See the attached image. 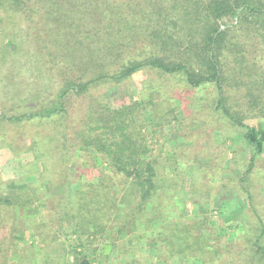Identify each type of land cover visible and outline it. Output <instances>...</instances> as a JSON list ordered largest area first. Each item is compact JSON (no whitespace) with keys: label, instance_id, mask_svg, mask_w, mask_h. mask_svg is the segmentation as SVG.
Returning a JSON list of instances; mask_svg holds the SVG:
<instances>
[{"label":"trees","instance_id":"trees-1","mask_svg":"<svg viewBox=\"0 0 264 264\" xmlns=\"http://www.w3.org/2000/svg\"><path fill=\"white\" fill-rule=\"evenodd\" d=\"M0 10L22 19L36 58L41 63L45 59L50 67L47 71L65 75L49 105L41 103L21 114L0 110V149L12 152L22 176L39 174L41 179L20 192H0V264H9L15 248L20 250V263L28 264L24 248L11 239L15 208L37 207L47 219L34 230L41 252L61 242L63 252L74 249L73 264H92L86 249L96 241L100 247H114V235L134 227L136 213L146 215L147 207L163 197L159 162L153 155L164 152L159 134L170 125L174 108L156 102L154 88L165 87L162 81L182 84L179 97L184 106L189 97L212 90L210 116L217 129L229 133L228 126L242 133L253 151L240 186L258 153L264 154V141L259 147L246 124L264 118V0H0ZM9 46L14 47L12 40ZM147 72L161 83L154 80L153 88L150 84L154 92L145 101L132 98L117 106L119 98L106 101L96 93L101 86L122 88ZM200 102L198 97L195 105ZM147 109L153 112L156 127L152 138L142 132V113ZM187 110L189 106L184 114ZM177 150L161 154L173 160ZM99 161L109 172L96 171ZM69 182L79 186L74 197L66 190ZM7 186L16 183L11 180ZM84 203L96 204L92 214H87ZM248 205L253 216L248 211L241 221L244 235L223 246L219 240L210 243L201 232L206 220L193 223L194 232L189 222L180 221L156 228L158 220L148 214L147 235L160 244L154 261L170 264L173 257L185 256L191 263L234 264L247 250L248 259L264 264V218L255 202ZM168 209L165 205L156 212L164 223L169 221ZM118 223L119 231L107 235ZM136 235V240L145 239ZM241 238L246 243L237 249ZM43 260L47 264L49 258Z\"/></svg>","mask_w":264,"mask_h":264},{"label":"rangeland","instance_id":"rangeland-1","mask_svg":"<svg viewBox=\"0 0 264 264\" xmlns=\"http://www.w3.org/2000/svg\"><path fill=\"white\" fill-rule=\"evenodd\" d=\"M1 18L3 22L0 24V110H7L5 112L9 114H21L27 112L30 107L36 109L41 103L43 106L49 105V100L55 97L61 89L65 75L57 72L49 73L47 70L50 67L46 64L45 59L43 63L39 62L29 40L27 27L19 16L10 11L0 10ZM11 40L14 42V47L9 46ZM2 60L5 61L2 63ZM154 80L158 81L157 75L150 72L142 73L131 79L122 88L101 86L97 88L96 93L101 94L106 101L119 98L117 106L129 104L132 98H140L145 101L154 92L153 89H149ZM162 85L165 87L154 88L157 92L155 93L156 102L159 106L163 103L173 107L174 114L169 116L171 118L170 125L163 128L159 134L163 140L162 148L164 149L162 150L164 152L158 150L159 152L155 151L153 155L159 162L157 174L160 180V193L163 196L159 199L161 206L159 201L154 202L153 207H147L146 215H144L145 213H136L134 227L131 226L121 234H115L119 231V223L114 228L110 227L107 235L115 234V238L111 240L114 247L106 244L103 248L100 247L101 243L96 241L91 249L84 251L92 264H154L157 262L154 261V257L158 254L160 244L159 241L156 242L157 244L153 243L147 235L144 220L149 218L148 214L155 216L158 220L154 223L156 228L173 221H180L182 223L189 222L191 224L189 227L193 228L194 232H197V229L194 228L197 226L193 223L206 220L207 227L203 228L201 232L209 238V242L212 244L215 240H219L220 246L226 243L234 244L232 242L235 240L234 238L239 239L244 235L241 221L247 219L249 212L253 216L248 202H255L257 212L264 218V154L258 153L255 166L246 177L245 184L240 186V179L248 169L253 151L242 133H238L228 126L225 129H229V133L217 129V124L213 121L214 117L210 116L211 103L214 102L212 90L199 93L195 99L189 97L184 104L189 106L190 110L184 114L185 106L181 103L183 97H179L182 84L175 80L172 82L168 80L162 81ZM153 86L156 84H153L152 88ZM198 97L202 99V102L195 105ZM3 105L6 109H3ZM142 114L144 119L141 122L143 124L142 132L148 138H152V132L156 129L153 127V112L147 109ZM246 124L253 129L254 139L260 147L264 141V118L249 120L246 121ZM180 128L182 129L180 130ZM13 133V131L10 132V135ZM222 143L225 144L223 147ZM175 147L178 150L173 160L167 159L161 154L169 153ZM218 157L220 162L213 168ZM23 158L27 161V156ZM29 160H32L31 157L28 158ZM99 162L101 165L96 171L106 170L109 172L107 165ZM180 163H185L187 166L181 167ZM70 174L73 176L74 169H71ZM213 176L215 179L210 182L209 179ZM11 180H14L16 186H7ZM195 180L197 182L194 186L191 185ZM40 181L39 174L28 178L22 176L12 152L7 148L0 149V192H20V190L34 186ZM78 189L79 186L74 182H69L66 187L68 195L71 197H74L75 191ZM174 195L177 196L176 199L172 198ZM40 197L43 198L42 192ZM165 205L169 207L166 215L169 216L167 223H164V220L156 215V212H162L165 209ZM85 206H87V214H92L94 211L92 208H95L96 204L88 203ZM36 208H15V212L11 211L16 229L11 239L24 248L29 259L26 258L28 264H45L43 257L46 256L49 258L47 264H73L74 249L69 247L67 253L63 252L61 242L43 252L40 251L41 245L34 230L38 223H45L47 219ZM4 215L11 216L6 213ZM11 224L12 222L9 223V226ZM2 231L4 232V230ZM8 232L6 230V233ZM135 234L145 239L136 240L133 238ZM237 243H235L238 246L237 249H241L246 241L241 238ZM197 254V252L191 253L192 256ZM249 254L245 250L237 260H234V264H260L256 260L248 259L247 255ZM20 255L19 248L13 249L8 257L9 264H21ZM161 260L155 264L161 263ZM170 264H199V262L191 263L185 256H176L171 259Z\"/></svg>","mask_w":264,"mask_h":264}]
</instances>
